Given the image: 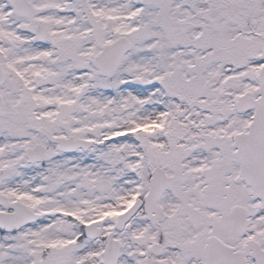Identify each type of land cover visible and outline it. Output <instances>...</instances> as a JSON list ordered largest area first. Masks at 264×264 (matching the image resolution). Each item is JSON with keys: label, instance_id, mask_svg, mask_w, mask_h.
I'll list each match as a JSON object with an SVG mask.
<instances>
[{"label": "snow or ice", "instance_id": "1", "mask_svg": "<svg viewBox=\"0 0 264 264\" xmlns=\"http://www.w3.org/2000/svg\"><path fill=\"white\" fill-rule=\"evenodd\" d=\"M0 264H264V0H0Z\"/></svg>", "mask_w": 264, "mask_h": 264}]
</instances>
